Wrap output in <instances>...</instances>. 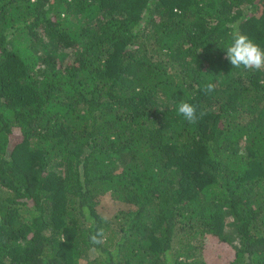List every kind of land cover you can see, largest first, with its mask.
<instances>
[{
  "label": "trees",
  "instance_id": "16d2710c",
  "mask_svg": "<svg viewBox=\"0 0 264 264\" xmlns=\"http://www.w3.org/2000/svg\"><path fill=\"white\" fill-rule=\"evenodd\" d=\"M237 32L264 49V0H0V264H264Z\"/></svg>",
  "mask_w": 264,
  "mask_h": 264
},
{
  "label": "clouds",
  "instance_id": "9594fccd",
  "mask_svg": "<svg viewBox=\"0 0 264 264\" xmlns=\"http://www.w3.org/2000/svg\"><path fill=\"white\" fill-rule=\"evenodd\" d=\"M227 60L234 68L243 66L246 70H264V49L245 34L239 32L233 34V40L226 49ZM215 89V84L208 83L205 85V92L211 93ZM178 114L181 115L188 123L195 124L198 120L197 109L194 105L181 101L178 106ZM203 115V113H201ZM97 235H102L98 233ZM97 235L92 236V240L100 243ZM166 264H172V257L165 253Z\"/></svg>",
  "mask_w": 264,
  "mask_h": 264
},
{
  "label": "rangeland",
  "instance_id": "374dc122",
  "mask_svg": "<svg viewBox=\"0 0 264 264\" xmlns=\"http://www.w3.org/2000/svg\"><path fill=\"white\" fill-rule=\"evenodd\" d=\"M229 230V229H228ZM230 231V230H229ZM223 252H226L225 250H223Z\"/></svg>",
  "mask_w": 264,
  "mask_h": 264
}]
</instances>
